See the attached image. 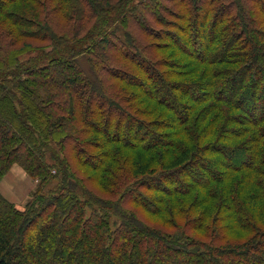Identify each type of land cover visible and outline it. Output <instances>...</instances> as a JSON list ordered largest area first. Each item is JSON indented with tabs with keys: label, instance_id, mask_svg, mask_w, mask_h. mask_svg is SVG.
I'll list each match as a JSON object with an SVG mask.
<instances>
[{
	"label": "trees",
	"instance_id": "trees-1",
	"mask_svg": "<svg viewBox=\"0 0 264 264\" xmlns=\"http://www.w3.org/2000/svg\"><path fill=\"white\" fill-rule=\"evenodd\" d=\"M14 164L38 184L0 193V264H264V0H0Z\"/></svg>",
	"mask_w": 264,
	"mask_h": 264
},
{
	"label": "rangeland",
	"instance_id": "rangeland-1",
	"mask_svg": "<svg viewBox=\"0 0 264 264\" xmlns=\"http://www.w3.org/2000/svg\"><path fill=\"white\" fill-rule=\"evenodd\" d=\"M166 6L168 8L175 10V7L173 6L172 2H167ZM191 11L192 10H190V12ZM129 29L140 43H142V44L148 43L147 38L143 35V33L139 30V28H137L133 25H130ZM55 30H57V29H55ZM191 48H192L191 46H190V48L188 47V50L191 51L192 50ZM194 48L196 51H198L200 49V46L196 45V47H193V50H194ZM176 49L179 50L178 48H176ZM182 49L184 51V48H182ZM171 52H172V50H170L168 52V54ZM108 55H109V59L106 63H103L100 59L97 61L96 69L103 71L100 73V76L103 78L104 84H106L107 82L114 84L113 87L109 86L110 87L109 91L111 92V91H114L115 89H117V86H116V83L114 81V76L110 73V70L108 68L123 69V70L129 71V72L134 71V68L129 67L125 63V61L120 57V55H118L116 52L109 50ZM178 55L180 57H182L181 53ZM81 64L83 65V68L85 70H89L91 67V63H87V61L85 59L82 60ZM104 68H105V70H104ZM107 70L109 71V74H108ZM77 122H78V120L76 119L74 122V125H73V123H72V125L76 128H81L79 123L76 125ZM112 131L114 133L115 127L112 129ZM143 136L144 135L140 132L139 137L142 138ZM130 137H132V135ZM211 139L212 138H210L209 140H211ZM81 155L84 156V154H80V156ZM85 168H80L78 166V164H76L74 166L73 170L76 172L75 174H77V175H84V174H87L85 172L86 171ZM209 168L212 169V172L214 171L212 165H209ZM92 170L93 169H91V171ZM214 172H216V171H214ZM37 184H38L37 179L30 177L20 165L14 164L11 166V168L7 171V173L0 180V193L7 200L12 202L17 208L23 209L24 206L26 205V203L30 200L31 194L34 192L35 188L37 187ZM124 185H125L124 181L121 180L119 185H118L119 188H117V191L121 192L124 189ZM90 189L93 191V193H96V194H99L102 196H106V194L104 195L103 193L97 191L96 188H94L92 186L90 187ZM111 197L115 198V197H117V194H114ZM129 210L133 211L135 214H137V216H139L140 218H142L144 221H146L149 224H152V222H154V219H152V216L150 214L143 213L142 211H137L135 206L132 204L129 205ZM131 211H129V213H131ZM242 235L243 234H241V233H239V234L233 233L231 236L234 237L233 240L237 241V240L242 238Z\"/></svg>",
	"mask_w": 264,
	"mask_h": 264
}]
</instances>
